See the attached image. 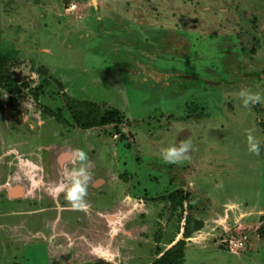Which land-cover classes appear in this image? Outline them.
<instances>
[{"label":"rangeland","instance_id":"1","mask_svg":"<svg viewBox=\"0 0 264 264\" xmlns=\"http://www.w3.org/2000/svg\"><path fill=\"white\" fill-rule=\"evenodd\" d=\"M9 53L31 82L0 88V264H153L181 241L182 264H264V0H0ZM68 101L118 118L80 130Z\"/></svg>","mask_w":264,"mask_h":264},{"label":"trees","instance_id":"2","mask_svg":"<svg viewBox=\"0 0 264 264\" xmlns=\"http://www.w3.org/2000/svg\"><path fill=\"white\" fill-rule=\"evenodd\" d=\"M13 56L10 53L5 56H0V88L18 90L20 89V83L22 81L25 86L31 82L25 79L19 80L10 75V70L6 69L5 63L12 60ZM67 108L75 126L83 131L106 127L115 123L118 118L115 112L102 113L101 108L97 104L88 101H68ZM183 195V191H176L167 199H175L177 203L182 205L186 200V196ZM258 232L260 237L264 239V226ZM185 248L184 242H178L160 258L155 260L153 264H182Z\"/></svg>","mask_w":264,"mask_h":264},{"label":"clouds","instance_id":"3","mask_svg":"<svg viewBox=\"0 0 264 264\" xmlns=\"http://www.w3.org/2000/svg\"><path fill=\"white\" fill-rule=\"evenodd\" d=\"M242 98V102L245 107L249 106L250 104H256L261 101V95L258 93H252L248 89H243L240 93ZM249 142V149L252 152L259 153L260 152V145L258 142L254 140V138L249 135L248 137ZM190 145L187 143H180L179 147H170L167 149L162 150V158L166 163H179L181 160L187 159V154L189 152ZM84 154L81 153V159H84ZM87 179V176L84 177ZM77 191L83 194L84 189L77 184Z\"/></svg>","mask_w":264,"mask_h":264},{"label":"built area","instance_id":"4","mask_svg":"<svg viewBox=\"0 0 264 264\" xmlns=\"http://www.w3.org/2000/svg\"><path fill=\"white\" fill-rule=\"evenodd\" d=\"M70 8H71V10H74V9L76 8V5L72 4V5L70 6ZM241 247H242V246H241Z\"/></svg>","mask_w":264,"mask_h":264}]
</instances>
